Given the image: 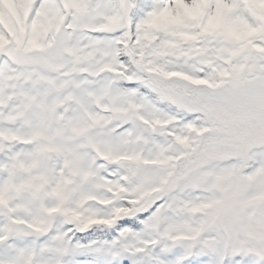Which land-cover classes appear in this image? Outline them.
Listing matches in <instances>:
<instances>
[{
    "label": "snow or ice",
    "instance_id": "obj_1",
    "mask_svg": "<svg viewBox=\"0 0 264 264\" xmlns=\"http://www.w3.org/2000/svg\"><path fill=\"white\" fill-rule=\"evenodd\" d=\"M0 264H264V0H0Z\"/></svg>",
    "mask_w": 264,
    "mask_h": 264
}]
</instances>
